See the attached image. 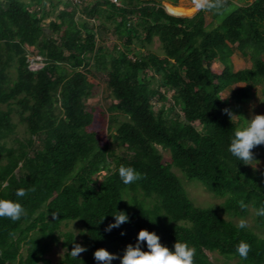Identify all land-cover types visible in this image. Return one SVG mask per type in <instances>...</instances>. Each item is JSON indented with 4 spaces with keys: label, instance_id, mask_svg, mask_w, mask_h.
<instances>
[{
    "label": "trees",
    "instance_id": "obj_1",
    "mask_svg": "<svg viewBox=\"0 0 264 264\" xmlns=\"http://www.w3.org/2000/svg\"><path fill=\"white\" fill-rule=\"evenodd\" d=\"M119 1L0 0V197L19 199L25 208L18 220L0 217V264H50L46 254L62 224L72 220L85 235L78 242L64 233L68 249L58 264H96L93 253L101 246L117 254L112 264H120L141 228L155 230L170 247L186 240L196 249L193 264H216L207 251L264 264V237L215 208L196 206L173 170L225 197L231 216L252 207L257 224H264L256 213L264 206V174L228 151L240 125L225 111L234 103L245 123L242 104L260 85L264 95V0H223L219 10L193 16L165 10L164 1L172 4L168 11L184 15L174 9L179 0ZM108 33L116 38L114 50L106 45ZM155 38L163 53L147 46ZM28 46L41 66H31ZM235 49L250 57V66L235 68ZM93 72L106 75L113 143L126 154L102 143L92 128L96 109L86 100ZM157 78L174 90L173 104L166 106L167 94L153 85ZM236 83L244 84L224 98ZM15 113L29 136L8 146ZM160 148L171 153L170 161ZM254 151L264 157V144ZM122 165L139 170V180L124 184ZM18 187L28 189L23 197L16 196ZM115 209L127 211L130 220L107 231ZM240 241L251 245L246 258L236 251ZM75 243L87 246L78 257L70 255Z\"/></svg>",
    "mask_w": 264,
    "mask_h": 264
},
{
    "label": "rangeland",
    "instance_id": "obj_2",
    "mask_svg": "<svg viewBox=\"0 0 264 264\" xmlns=\"http://www.w3.org/2000/svg\"><path fill=\"white\" fill-rule=\"evenodd\" d=\"M91 1L92 0H85L84 3L86 4ZM55 2H58V0H55ZM166 4H169V2L164 1L163 5L166 6ZM62 7H63V4L59 5L58 8H62ZM174 9L184 14L182 16H193L200 10L195 7V0H181L177 6H174ZM211 22H212V17L207 12L206 13V23L208 25H211ZM106 40H107L106 45L110 46V48L113 49L114 47L113 44L116 41V38L114 37V35H112L111 33H108L106 35ZM147 46L150 49L158 53H163V50L161 48V44L158 38H155L153 42L148 44ZM139 47H141L139 44V41L134 39L132 48L133 49L136 48L138 50ZM28 50H29V58L31 59L33 66H37L38 64H36L35 61H37V59L40 58V55L37 54L33 46H28ZM232 59H233V63L236 69L248 67L251 65L250 57L247 54L246 55L243 54L237 49H235ZM213 68L216 72H219L222 68V65L218 61H216L213 63ZM93 73L94 74L89 75L90 80L94 84L93 89H92V94L86 100V103L89 107H93L96 109V116H95L92 128L96 129L99 132L102 143H105V142L110 143V145L114 149H116L117 152L126 154L127 150L124 146H118L117 144L113 143V136H112L113 130L112 128H110L109 121H108V117H109L108 108L111 102L113 101V98L110 95V92L107 88L106 75L105 73H97L95 76V72ZM243 84L244 83H236L232 85L231 87L223 91L222 96L224 98L230 99L231 94L233 93L234 89L239 86H242ZM153 85L155 87H161L162 92H165L167 94L168 100L165 103L166 106L173 104L172 95L174 93V90H168L165 86H161L160 82L158 81V78L154 80ZM261 86L262 85L256 87L254 89L253 97L248 102H245L242 104L241 113L243 115V118H245V121L255 113H264V95L261 92ZM161 103L162 102H159L157 104L160 105ZM233 104H231L230 110L232 113H234L233 114L234 120L239 121L238 123L241 126L244 124L243 122L244 120L240 121L241 119L239 118L240 117L238 114L239 112H237ZM13 120L16 122L17 126L15 128V131L11 133L9 137L7 138L8 146H17L18 145L16 141L17 138L24 141L29 136V133L26 131L25 124L19 121V117L17 113L13 115ZM195 125L197 126L199 130H201L202 128L201 124H199L198 122H195ZM37 144H40L39 140H37ZM160 149L163 152L165 161H170L171 153L166 149H163V148H160ZM253 152H255L254 149H253ZM248 165L254 170L262 171L264 174V157L257 158V161H253L252 164H248ZM173 170L179 175L182 181V184L184 185L189 197L191 198V200L196 206L206 207V208L207 207L215 208L219 211V213L223 217L234 222L237 225L243 219L246 221V224H247L246 227L250 228L251 230L258 233L260 236L264 237V224L263 225L257 224L256 219H255V210L252 207L250 208V211L246 215L231 216L223 208L225 197L218 196L212 193L211 191H209L197 178H187L178 167H173ZM106 173L107 171L103 170L98 175H96L99 182L103 179ZM66 232H72L76 240L78 242H81L85 235V228L76 220L64 222L62 224L60 231L58 232L59 239L53 243L51 249L46 254V257L50 260V264H58V261L63 257V255L67 251L68 248L64 244L65 242L64 233ZM207 253L209 254L210 258L216 264H240L237 258L229 259V258H226L224 255L220 254L219 252L207 251Z\"/></svg>",
    "mask_w": 264,
    "mask_h": 264
},
{
    "label": "clouds",
    "instance_id": "obj_3",
    "mask_svg": "<svg viewBox=\"0 0 264 264\" xmlns=\"http://www.w3.org/2000/svg\"><path fill=\"white\" fill-rule=\"evenodd\" d=\"M222 3L223 0H195V7L219 10ZM225 111H229L232 118L234 113L230 109H225ZM260 144H264V113H255L243 125L234 129L227 148L238 161L252 164L253 161H257L253 149ZM119 175L124 184H131L139 180L141 173L134 166L122 165L119 168ZM27 191L28 189L25 187H18L16 196L23 197ZM24 213L25 208L19 199L0 197V217L18 220ZM256 213L264 215V206L258 207ZM112 214L114 219L106 225L107 231L130 220V216L125 210L115 209ZM246 226V221L243 219L238 224L239 228ZM250 247L251 245L247 241H240L236 246V251L241 257L246 258ZM86 250V245L75 243L70 250V255L78 257L81 252ZM195 252V247L186 240L176 239L174 245L170 247L161 241L155 230L141 228L136 243H128L119 259L120 264H193ZM93 255L96 264H112L113 260L117 258V254L105 246L96 248Z\"/></svg>",
    "mask_w": 264,
    "mask_h": 264
},
{
    "label": "built area",
    "instance_id": "obj_4",
    "mask_svg": "<svg viewBox=\"0 0 264 264\" xmlns=\"http://www.w3.org/2000/svg\"><path fill=\"white\" fill-rule=\"evenodd\" d=\"M72 1L73 3H76V4H83L85 0H70ZM117 4H120V2L118 0H111ZM36 64H38L37 66H41L43 63L42 62H37L35 61ZM31 66H33V63H31ZM33 67H36V66H33Z\"/></svg>",
    "mask_w": 264,
    "mask_h": 264
},
{
    "label": "water",
    "instance_id": "obj_5",
    "mask_svg": "<svg viewBox=\"0 0 264 264\" xmlns=\"http://www.w3.org/2000/svg\"><path fill=\"white\" fill-rule=\"evenodd\" d=\"M165 7V10L169 13V14H172V15H176V16H182V15H177V14H174V13H172V12H170V11H168V9H167V7L166 6H164Z\"/></svg>",
    "mask_w": 264,
    "mask_h": 264
},
{
    "label": "crops",
    "instance_id": "obj_6",
    "mask_svg": "<svg viewBox=\"0 0 264 264\" xmlns=\"http://www.w3.org/2000/svg\"><path fill=\"white\" fill-rule=\"evenodd\" d=\"M180 1H181V0H180ZM180 1H179V2H180ZM169 4H171V3H169ZM178 4H179V3H178ZM171 5H172V4H171ZM173 6H174V5H173Z\"/></svg>",
    "mask_w": 264,
    "mask_h": 264
}]
</instances>
